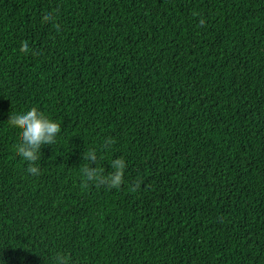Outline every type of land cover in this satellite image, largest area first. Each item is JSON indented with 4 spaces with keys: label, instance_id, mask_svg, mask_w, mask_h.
Instances as JSON below:
<instances>
[{
    "label": "trees",
    "instance_id": "obj_1",
    "mask_svg": "<svg viewBox=\"0 0 264 264\" xmlns=\"http://www.w3.org/2000/svg\"><path fill=\"white\" fill-rule=\"evenodd\" d=\"M0 264H264V0H0Z\"/></svg>",
    "mask_w": 264,
    "mask_h": 264
},
{
    "label": "clouds",
    "instance_id": "obj_2",
    "mask_svg": "<svg viewBox=\"0 0 264 264\" xmlns=\"http://www.w3.org/2000/svg\"><path fill=\"white\" fill-rule=\"evenodd\" d=\"M23 47L29 49V42L25 41ZM11 121L21 126V139L17 143L19 156L28 163L30 173L38 174L42 147L56 143L61 133L60 123L35 106L26 110L13 111ZM84 158L87 161H95L96 150L89 149ZM111 167L114 171L104 176L98 169H92L88 164L81 168V175L86 182H110L112 187H119L123 182L126 161L122 158L115 159Z\"/></svg>",
    "mask_w": 264,
    "mask_h": 264
}]
</instances>
